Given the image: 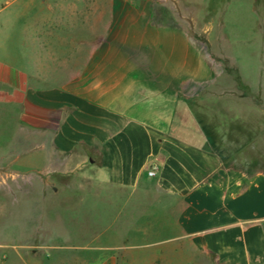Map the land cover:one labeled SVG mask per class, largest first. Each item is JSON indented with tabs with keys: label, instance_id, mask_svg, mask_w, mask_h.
Returning <instances> with one entry per match:
<instances>
[{
	"label": "crops",
	"instance_id": "1",
	"mask_svg": "<svg viewBox=\"0 0 264 264\" xmlns=\"http://www.w3.org/2000/svg\"><path fill=\"white\" fill-rule=\"evenodd\" d=\"M10 25L0 203L26 190L21 264H264L259 106L207 84L194 101L211 70L180 28L90 23L73 54L64 36L27 41L43 48L24 68Z\"/></svg>",
	"mask_w": 264,
	"mask_h": 264
},
{
	"label": "rangeland",
	"instance_id": "2",
	"mask_svg": "<svg viewBox=\"0 0 264 264\" xmlns=\"http://www.w3.org/2000/svg\"><path fill=\"white\" fill-rule=\"evenodd\" d=\"M127 20L156 27L176 26L186 34L196 55L205 64L207 61L211 70L209 83L205 80L195 84L205 88L194 101L206 102L207 84L220 88L222 93L217 96L226 102L241 96L237 91L242 90L244 102L258 104L257 160L260 167H264V0H0V53L9 54L10 23L17 34L18 53L23 55L18 64L26 68L32 62L28 63L24 55L34 54L36 50L41 53L43 48L28 46L26 42L30 39L64 36L65 53L69 55L75 48L72 44L74 29L90 32V23L106 28L117 27L116 24ZM97 37L93 36L96 40ZM85 48L83 53L89 52L91 47ZM9 191L6 188L1 191L0 264H21L23 260L28 263L30 259L22 249L28 239L22 223L27 217L22 205L28 201L21 192L26 194V190L16 191L8 201ZM51 201L53 205L59 203ZM45 204L43 214L48 220L56 216L57 209ZM18 213L21 221L17 225L14 219ZM17 232L21 236H17Z\"/></svg>",
	"mask_w": 264,
	"mask_h": 264
},
{
	"label": "built area",
	"instance_id": "3",
	"mask_svg": "<svg viewBox=\"0 0 264 264\" xmlns=\"http://www.w3.org/2000/svg\"><path fill=\"white\" fill-rule=\"evenodd\" d=\"M156 169H157L156 165H152V166L150 167L149 171H148V174H149L150 176H153V175L155 174V172H156Z\"/></svg>",
	"mask_w": 264,
	"mask_h": 264
}]
</instances>
